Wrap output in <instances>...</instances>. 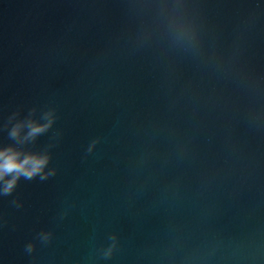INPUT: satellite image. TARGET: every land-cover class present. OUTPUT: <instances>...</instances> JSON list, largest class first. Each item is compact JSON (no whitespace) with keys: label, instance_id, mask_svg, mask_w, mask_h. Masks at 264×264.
I'll list each match as a JSON object with an SVG mask.
<instances>
[{"label":"water","instance_id":"water-1","mask_svg":"<svg viewBox=\"0 0 264 264\" xmlns=\"http://www.w3.org/2000/svg\"><path fill=\"white\" fill-rule=\"evenodd\" d=\"M49 107L0 264H264V0H0V146Z\"/></svg>","mask_w":264,"mask_h":264},{"label":"clouds","instance_id":"clouds-1","mask_svg":"<svg viewBox=\"0 0 264 264\" xmlns=\"http://www.w3.org/2000/svg\"><path fill=\"white\" fill-rule=\"evenodd\" d=\"M173 39L177 43L191 42L194 37L186 29H178L174 32ZM37 109L32 108L28 114L19 118L20 113L14 112L8 117L7 123L3 125L8 130V138L13 142L6 146H0V196H10L16 190L20 180H34L37 177L40 181H46L57 173L55 167L49 168L52 155L50 149L55 145L50 143L42 150H32L28 145H33L39 137L43 136L58 119L55 108L49 107L36 115ZM59 133L54 135V139ZM98 143L93 140L87 153H91ZM16 208L23 207L22 202L16 198L11 201ZM53 238L51 231L37 233V239L41 244H48ZM110 243L100 250L101 258L108 260L112 257L118 245V238L115 234L108 236ZM35 249L34 243H28L25 251L31 254Z\"/></svg>","mask_w":264,"mask_h":264}]
</instances>
